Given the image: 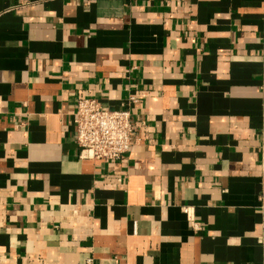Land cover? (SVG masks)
Segmentation results:
<instances>
[{
  "label": "crops",
  "instance_id": "0c3cea01",
  "mask_svg": "<svg viewBox=\"0 0 264 264\" xmlns=\"http://www.w3.org/2000/svg\"><path fill=\"white\" fill-rule=\"evenodd\" d=\"M133 94L81 158L76 100ZM90 260L264 264V0H0V264Z\"/></svg>",
  "mask_w": 264,
  "mask_h": 264
},
{
  "label": "built area",
  "instance_id": "2783aa9c",
  "mask_svg": "<svg viewBox=\"0 0 264 264\" xmlns=\"http://www.w3.org/2000/svg\"><path fill=\"white\" fill-rule=\"evenodd\" d=\"M140 102L136 94L120 107L106 106L99 98L85 96L76 100L73 113V138L81 158L109 162L123 158L134 143L137 126L133 109ZM189 206L183 210L194 229L199 225ZM88 264H93L92 260Z\"/></svg>",
  "mask_w": 264,
  "mask_h": 264
}]
</instances>
